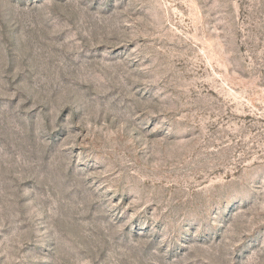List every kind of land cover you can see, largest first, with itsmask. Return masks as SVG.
Segmentation results:
<instances>
[{"label":"rangeland","instance_id":"obj_1","mask_svg":"<svg viewBox=\"0 0 264 264\" xmlns=\"http://www.w3.org/2000/svg\"><path fill=\"white\" fill-rule=\"evenodd\" d=\"M0 264H264V0H0Z\"/></svg>","mask_w":264,"mask_h":264}]
</instances>
